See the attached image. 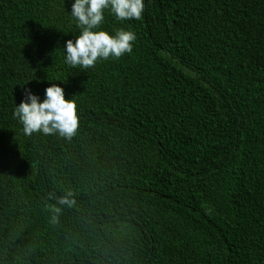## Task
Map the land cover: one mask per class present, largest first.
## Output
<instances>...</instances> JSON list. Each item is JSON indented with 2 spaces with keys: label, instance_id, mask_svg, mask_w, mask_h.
Returning a JSON list of instances; mask_svg holds the SVG:
<instances>
[{
  "label": "trees",
  "instance_id": "obj_1",
  "mask_svg": "<svg viewBox=\"0 0 264 264\" xmlns=\"http://www.w3.org/2000/svg\"><path fill=\"white\" fill-rule=\"evenodd\" d=\"M71 7L0 0V264H264V0L106 11L137 39L89 68ZM53 83L75 134H26L15 107Z\"/></svg>",
  "mask_w": 264,
  "mask_h": 264
},
{
  "label": "clouds",
  "instance_id": "obj_2",
  "mask_svg": "<svg viewBox=\"0 0 264 264\" xmlns=\"http://www.w3.org/2000/svg\"><path fill=\"white\" fill-rule=\"evenodd\" d=\"M106 11L120 21L139 20L144 11V0H72L70 13L80 32L74 40L65 42L64 60L67 65L89 68L98 60L132 53L136 34L123 28L114 32L102 28ZM14 115L28 135L37 131L44 134L58 131L70 138L79 124L76 101L66 99L63 87L55 83L45 89L43 99L26 89L25 99L15 107ZM61 203L70 201L63 197Z\"/></svg>",
  "mask_w": 264,
  "mask_h": 264
}]
</instances>
